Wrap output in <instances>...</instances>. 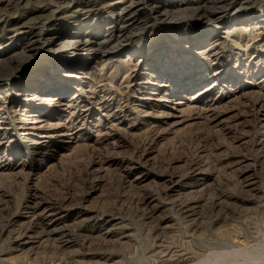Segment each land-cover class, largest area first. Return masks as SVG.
Segmentation results:
<instances>
[{
  "label": "rangeland",
  "instance_id": "obj_1",
  "mask_svg": "<svg viewBox=\"0 0 264 264\" xmlns=\"http://www.w3.org/2000/svg\"><path fill=\"white\" fill-rule=\"evenodd\" d=\"M54 1L12 15L24 33L0 21V60L14 54L10 67L0 64V264H264V31L248 25L264 0H234L250 9L235 12L240 23L226 24L210 55L185 42L203 0L159 13L165 0H133L127 53L70 63L64 82L87 67L69 105L41 100L46 123L27 133V109L1 91L63 62L41 45L51 11L63 15L50 32L113 19L115 0ZM163 43L168 58L155 60ZM153 64L155 73L142 71ZM170 67L173 77L150 94Z\"/></svg>",
  "mask_w": 264,
  "mask_h": 264
},
{
  "label": "bare ground",
  "instance_id": "obj_2",
  "mask_svg": "<svg viewBox=\"0 0 264 264\" xmlns=\"http://www.w3.org/2000/svg\"><path fill=\"white\" fill-rule=\"evenodd\" d=\"M35 1H40V0H0V21L8 24L9 28L12 27L11 28L12 32L24 33L25 32L24 29H26L25 27L26 23H23V22L21 23L15 17H12V15H14V13L21 6L25 7L29 3H32ZM67 1L69 0H55L54 2H57V3H53L50 5L51 7H56V6L58 7L57 5L58 3L60 5H63V4L65 5ZM73 1L75 0H71V2ZM165 1L167 2V4L166 2L160 3L162 4L161 5L162 8L160 9L157 8L155 10L156 11L155 13H159L162 11L167 12L168 10L166 9L167 7L165 6H168L170 3H181V0H171V1L165 0ZM207 1L208 0H203L202 2H199L198 3L199 6L191 10L193 17L187 25L189 26L187 28H191V29L185 32V35H186L185 42L190 43V45L194 46L196 50L197 49L200 50L199 51L200 54L209 53L208 55H210L212 51L215 50L216 47L219 46V44L227 40L228 34L231 32V30L229 29L230 27L227 25L230 22H232V24L234 25L240 23V22H236V23L234 22L238 20V17L235 18L234 16L235 12L243 8L250 9V7L249 6L242 7L240 2H237L234 0L232 1L227 0L224 6L216 10H210V9H207L208 7L204 6ZM109 4H111V12L113 13V19L110 22V26L106 28H104L103 25H99V26L97 25L98 27L96 26L97 28H95L94 27L95 25L92 24L88 27L83 26L81 27L80 30L73 31V32H65V33L50 32L51 30H53V26H55L54 21L58 17L63 15L62 14L63 12L61 11H58V12L51 11L49 17L42 23L43 28L40 31L41 33L43 32L41 35L42 36L41 45L43 47H47L48 49H51L52 53L50 54V57H52L53 61L56 62L58 61V59H62V60L64 59V60L58 65L51 64V66L49 67L50 70H46V72L44 71V73H37L36 76H39V80L37 81V83L30 81V79H28L30 78V76L29 77L22 76V77H19L18 80L14 82V84H11L10 87L8 86V90L6 89V90L1 91L4 93V96H5L4 102L6 101L7 103L14 105L18 109L20 108H25V110L27 109L28 114L25 115L24 119H20L19 121V123L21 124L20 126L21 130L27 131V133L36 132L38 128L42 127L46 123V119H44V116L48 114L42 115L43 106L41 105V102H40L41 100L56 99L59 106L69 105L68 103L67 104L65 103L64 98L71 95L72 93L71 91L77 90L76 88L79 86L78 84L80 83L83 77L84 70L86 69L87 65L81 64L78 66H74L79 71L75 72V74L71 73L69 77L77 78L79 79L78 81L64 82L63 81L64 75H62L61 73H63V71H66L71 66L69 65L70 63L77 61L79 56L82 57L84 56L85 52H87L89 56L93 55L95 56V58H99L103 60V59H109V58L111 59L113 57H118V55L120 56L121 54L127 53V52H124L123 49L127 41L130 40L129 38L130 34H128L129 32L128 30L133 22L131 21L133 13H136L139 9L138 8L139 3L133 2V0H130V1L115 0L114 2L109 3ZM253 19L254 20H251V22L248 25H252L251 27L253 28L254 31L256 30L264 31V7L262 8L261 15L257 19L256 18H253ZM130 21H131V25H128ZM166 28L167 26L162 28V32H164L165 34H166V31L163 29H166ZM222 28H227V29L221 30ZM167 31L171 32V30H167ZM179 36L180 35L176 34L177 38ZM155 46L157 48L155 47L152 51L153 57H155V60L162 61L163 59L168 58V53L170 51L169 49L171 48L169 43L157 44ZM59 47L63 48V50L61 51L57 50V48ZM23 48L24 47L22 46V49ZM13 58H14V54L13 56L12 55L9 56L8 59L5 58L7 59L6 63H4L3 60H0V64H7V66L10 67L12 64L11 62ZM102 65H103L102 67H104L105 65H107V62L106 63L104 62V64ZM4 66L6 67V65ZM146 70L149 71V73H152V72L155 73L157 71V67L155 66V64L147 65L146 67L142 66V71H146ZM167 70L169 71L170 74H167L162 79L157 80V82L151 83L152 84L151 86H154L152 87V90H155V91L150 94H158L156 90L161 88L162 83H167L169 79L173 77L171 76L172 73L170 72L172 71V68L171 67L167 68ZM52 96H54V98ZM147 98H150V97H146V99ZM181 99L186 100V98L184 97ZM161 100H162L161 98L157 99V101H161ZM182 100L177 101L176 104H179V105L184 104L185 101H182ZM54 125L56 126V124ZM54 229L57 230L56 228ZM55 230L53 232H55Z\"/></svg>",
  "mask_w": 264,
  "mask_h": 264
}]
</instances>
